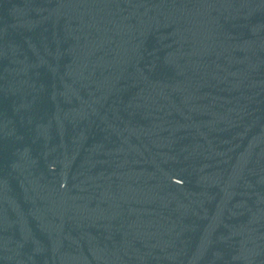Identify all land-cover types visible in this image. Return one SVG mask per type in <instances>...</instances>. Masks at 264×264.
Here are the masks:
<instances>
[{
    "label": "water",
    "instance_id": "1",
    "mask_svg": "<svg viewBox=\"0 0 264 264\" xmlns=\"http://www.w3.org/2000/svg\"><path fill=\"white\" fill-rule=\"evenodd\" d=\"M0 264H264V0H0Z\"/></svg>",
    "mask_w": 264,
    "mask_h": 264
}]
</instances>
